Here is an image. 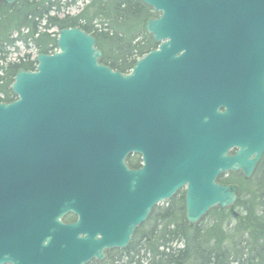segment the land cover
<instances>
[{
    "label": "water",
    "instance_id": "1",
    "mask_svg": "<svg viewBox=\"0 0 264 264\" xmlns=\"http://www.w3.org/2000/svg\"><path fill=\"white\" fill-rule=\"evenodd\" d=\"M142 1L159 46L131 73L63 29L58 52L20 70L17 100L0 103V264L103 261L186 185L195 225L237 203L240 186L220 175L248 180L262 160L264 0ZM141 153L146 167L131 170Z\"/></svg>",
    "mask_w": 264,
    "mask_h": 264
},
{
    "label": "trees",
    "instance_id": "2",
    "mask_svg": "<svg viewBox=\"0 0 264 264\" xmlns=\"http://www.w3.org/2000/svg\"><path fill=\"white\" fill-rule=\"evenodd\" d=\"M83 3L75 15L63 11ZM142 0H16L0 8V103L17 97L12 86L20 70H36L30 57L7 62L9 48L18 43L38 54H54L57 35L51 29L80 28L92 35L103 52L101 64L129 74L137 61L158 48L146 30L157 18ZM227 185L240 186L234 207L213 209L192 226L186 218L184 199L176 196L155 208L124 250H110L103 261L90 264H264V156L253 176L241 173L221 177ZM71 214L65 222H73Z\"/></svg>",
    "mask_w": 264,
    "mask_h": 264
},
{
    "label": "rangeland",
    "instance_id": "3",
    "mask_svg": "<svg viewBox=\"0 0 264 264\" xmlns=\"http://www.w3.org/2000/svg\"><path fill=\"white\" fill-rule=\"evenodd\" d=\"M82 7H83V3L80 2L76 6H72L71 8L65 9L62 14L60 13V15L63 16L66 14H70V15L78 14ZM50 33L57 35L59 31L58 29L54 28L50 30ZM8 51H9V55L7 62H13V63H19L21 60H25L27 57H31L30 60L33 61L38 55L37 51L34 48L32 47L25 48L23 45L20 44H17L16 47L11 48Z\"/></svg>",
    "mask_w": 264,
    "mask_h": 264
},
{
    "label": "flooded vegetation",
    "instance_id": "4",
    "mask_svg": "<svg viewBox=\"0 0 264 264\" xmlns=\"http://www.w3.org/2000/svg\"><path fill=\"white\" fill-rule=\"evenodd\" d=\"M158 161H159V159H156V164H157ZM126 164L133 171H138V170L144 169L146 167V165H147L146 158H145V154L144 153H141L139 155H137V154H131V155H129L128 158H127V160H126ZM158 167H159V164H158ZM222 176H224V174L220 175L218 177V179H217V182L220 183V184H224V183L221 182V177ZM187 191H188V186L186 185L185 187L181 188L176 193V195L174 196V197L178 196L181 199H184L185 209H186V196H187ZM163 204H160V206H162ZM158 206H156V207H158Z\"/></svg>",
    "mask_w": 264,
    "mask_h": 264
}]
</instances>
